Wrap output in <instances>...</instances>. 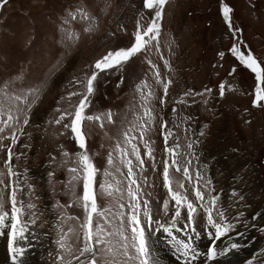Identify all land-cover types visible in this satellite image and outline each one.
<instances>
[{"label":"rangeland","instance_id":"374dc122","mask_svg":"<svg viewBox=\"0 0 264 264\" xmlns=\"http://www.w3.org/2000/svg\"><path fill=\"white\" fill-rule=\"evenodd\" d=\"M224 3L232 9L233 28L240 29L235 35L221 13V0H167L157 41L122 66L98 71L93 82L86 114L110 111L112 115L111 123L105 115L102 121L85 120L82 125L86 150L97 169L93 181L96 205L103 212L93 214V231L99 224L104 232L112 233L106 239L113 245L127 242L130 255L135 253L127 219L131 211L129 187L138 193L141 227L149 250V237L160 238L163 225L192 241L210 235L208 247L216 253L210 264H229L230 256L234 264H264V101L252 104L254 74L230 51L236 43L244 52L251 50L264 64V0ZM77 9L95 19L83 20ZM154 11L155 6L144 7V0H7L0 7V90H6L9 96L26 97L21 103L0 94L2 110L7 113L11 108L13 116L7 126L2 123L7 115L0 116V128L4 129L0 132V211L8 213L0 223V264H33L34 258L43 260V264H88L91 254L81 255L80 251L85 244L81 226L86 214L80 199L83 180H73L75 174L69 171L75 167L82 177L76 156L82 150L71 129L64 127L68 118L55 121L62 111L73 110L70 105L81 98L68 97L69 92L83 91L74 78L91 75L95 60L109 50L129 47L137 22L146 27ZM69 13H75V19ZM89 25L92 30L85 32ZM61 29L71 30L79 38L69 41ZM141 81L147 86L137 91ZM148 92L151 96L145 104L142 94ZM145 107L151 118L145 115ZM117 144L129 153L136 184L130 185L128 166L122 162ZM133 144L142 166L131 154ZM149 149L151 153L146 155ZM109 152L112 165L108 164ZM5 160L11 165V176ZM165 161L171 187L187 196L197 209L192 224L188 223L186 206L173 221L177 205L163 184ZM105 170L110 175H105ZM101 183L112 187L106 191L100 188ZM194 190L201 192L203 200L196 198ZM13 192L24 229L13 239V246L23 249L15 259L7 242ZM212 197H216L214 221L231 225L219 237L201 207L212 208ZM145 201L149 217L144 216ZM171 234V238L176 237ZM159 240L178 264L186 260L188 264H206L210 260L201 256V246L196 248L193 242L195 253L189 250L186 258L171 250L173 242ZM58 241L65 247L61 248ZM95 247L99 264L113 259L102 246ZM115 259L118 264H139L123 256Z\"/></svg>","mask_w":264,"mask_h":264},{"label":"snow or ice","instance_id":"6c2138e0","mask_svg":"<svg viewBox=\"0 0 264 264\" xmlns=\"http://www.w3.org/2000/svg\"><path fill=\"white\" fill-rule=\"evenodd\" d=\"M7 3V0H0V7L4 6ZM167 3V0H144V7L147 8H153L155 6L154 16L151 19V21L147 24L146 27L141 26L139 21L137 22L136 30L133 33V40L129 47L126 48H119L115 51L109 50L107 53H105L100 58L96 59L94 64L92 65L93 71L91 72V75L85 74V76L81 79L74 78L75 83L83 89L82 92H69L68 97H74V96H80L79 102L77 104L70 105V108L73 110L71 111H62L60 113V118L55 121V123H60L61 120H63L65 117L68 118L69 123L64 124L65 128H70L71 133L74 136L75 143L78 145L79 149L82 151H79L76 153V156L79 160V166L83 170L82 177L78 171L77 168L73 167L70 168L69 171L74 173L72 179H81L83 180V195L80 197V199L83 201V208L84 212L86 214V219L84 223L82 224L83 229V235H84V247L80 250L81 255L84 253H90L91 259L88 260V264H99V262L96 259L97 254V248L95 246H102L107 254H110L113 259H110L106 262V264H118L115 257L116 256H123L127 257L128 259H134L139 262V264H158L157 261L152 259L150 255V250L148 249L144 230L141 227V220L139 216V205L137 203L138 199V193L137 191H133L131 187L128 189V194L131 199V203L129 205V208L131 211L127 213V219L128 224L131 227V233H132V240H131V248L134 250L135 255H130L129 253V245L127 242L123 244H117L113 245L111 241L106 239V237L111 236L112 233H106L103 231L101 226L99 224L95 225V232L93 231V222H92V216L93 214L97 215H103V212L100 211L97 208L96 205V196L93 190V181L95 174L97 172L96 167L93 165L91 161V157L89 156L87 150H86V137L82 130V125L85 120L89 121H102V117L106 115L107 121L109 123L112 122V115L109 111L106 114H96V115H87L85 112V109L89 107V99L90 95L94 91V81L97 79L98 71H104L107 69H111L114 66H122L124 62H127L130 58H132L135 54L139 53L142 50H145L146 48L150 47L152 45L153 41H157V38L159 36L160 32V19L162 18V10L164 5ZM221 13L224 17L225 22L228 24L229 29L233 32V35H235L236 32L240 31L239 28H233L231 24V18L230 13L232 9L224 3V0H221ZM77 12L80 13L81 18L85 21H88L89 19L94 20V17H89V14L85 12L83 9H77ZM69 16L72 19H75V13H69ZM64 23H68L67 20L64 21ZM91 26H87L84 28L85 32L91 31ZM61 31L65 32V38L69 41L73 39H78L79 35L76 34L74 36L73 32L71 30L67 29H61ZM244 48L247 46L244 45ZM157 50H159L157 48ZM231 53L235 56V58L244 65L252 74H254L255 79V87H254V99L252 100V104L254 106L258 105V102L264 101V64H262L259 59L252 53L251 50H248L247 52L242 51L241 47H238L236 43H233L232 47L230 48ZM219 55L223 56L224 53L221 52ZM168 66V62L165 61V67ZM235 69H233L234 71ZM157 78L159 79V74L157 73ZM146 87L144 81H141V84L137 85V91L141 90V86ZM167 83L164 84L165 92L167 91ZM220 95L223 96L224 94V84L223 82L220 85ZM29 92H35V89H29ZM206 91L211 92V89H206ZM0 94H2L6 100L10 101H20L21 103L24 102L26 97H21L17 95L9 96L6 90H0ZM151 96V92H148L146 94H142V99L144 100L145 104L147 103V98ZM163 98H161V103H163ZM28 107L30 108L31 105L29 104ZM3 106L0 105V116L7 115V119L3 120L2 123L7 126L10 121L13 120V116L11 114L12 109L9 108L7 113H5L2 110ZM145 115L151 118V112L145 107ZM24 123H28V119H24ZM103 124L101 123V127ZM4 129L0 128V132H3ZM126 138V142L130 143V138H128L127 133L124 134ZM141 139H143V136H141ZM12 142L15 143V136L12 137ZM117 152L120 153L122 157V162L128 166V179L131 184H136V180L133 178V170H132V161L130 159H127L129 153L122 149L119 144L116 145ZM151 153V149L146 155ZM131 154L136 157V159L139 161L140 165H143V160L140 159L139 151L136 147V145H132V152ZM63 155L67 156L68 153L65 152ZM9 160L11 158V149H9L8 152ZM173 156H175V153L173 152ZM9 160H5V165L8 167V175L11 176L12 169L11 165L9 163ZM176 160L173 159L172 164L176 165ZM108 164H113L112 159V153L109 152L108 155ZM169 164L167 161L164 162V169H163V184L166 189H168V194L172 198V200L175 201V204L177 205L175 209V216L173 217V221L177 217L180 216V209L183 206L187 207V219L188 223L192 224L195 221L194 213L197 211L196 207L194 206L193 202L187 198L185 195H181L179 191H174L171 187L172 179L169 175ZM177 171H179V167H177ZM185 176H187L188 168H184ZM51 175V173H49ZM105 175H110L107 170H105ZM31 187V186H30ZM112 185H105L104 183L100 184L101 189H110ZM179 187H183V184L181 183ZM118 190V189H117ZM195 196L198 200H203V196L201 192L194 190ZM110 194V193H108ZM11 200V231L9 232V250L10 253L13 255V258L15 259L17 256H19L23 249L16 248L13 246V239L14 237L21 236L23 234V227H20V221H19V215L21 213V209L16 207V200H15V193L13 192L10 196ZM212 208L206 207L205 205L201 204V207L204 208V211L206 213V219L207 223L212 226V228L215 229V234L217 237L224 234V232L228 231V229L231 227L230 224H221L214 221L212 217V210L216 205V197H212L211 199ZM165 208H167L168 200L166 199L164 201ZM3 205L0 204V208H2ZM29 207H33L32 205H29ZM144 216L149 217V210L147 207V201H145V207L143 209ZM8 213L4 211H0V223L4 222V217L7 216ZM221 219H223V216L221 215ZM163 227V230L167 233H169V236H171V232L169 230V227ZM174 226V223L173 225ZM195 232V230L193 229ZM119 235L122 237L124 241H127V236L124 235L123 231L119 232ZM95 236V240H93V237ZM64 239V237H61V241ZM172 241H175L174 247L177 252L181 253L184 257H188L189 250H191L193 253H195V250L192 248V245L190 242H185L184 240H177L176 237L172 236ZM61 248H64L65 245L63 243H60L58 241ZM235 247V245H233ZM216 253L215 250L211 247L208 248L207 257L208 259H213L215 257ZM58 259H62V257H57ZM76 257H73L75 259ZM193 258H195L193 256ZM80 264H83L81 261ZM185 264H188V261H185Z\"/></svg>","mask_w":264,"mask_h":264},{"label":"bare ground","instance_id":"6f19581e","mask_svg":"<svg viewBox=\"0 0 264 264\" xmlns=\"http://www.w3.org/2000/svg\"><path fill=\"white\" fill-rule=\"evenodd\" d=\"M170 200V199H169ZM199 211V210H198ZM214 214V213H213ZM198 215V214H197ZM201 216V215H200ZM206 217V216H205ZM199 218V217H198ZM4 229V228H3ZM211 229V228H210ZM213 229V228H212ZM212 231V230H211ZM163 232H165L164 230H162L161 232H160V235L165 239L164 241H165V243H169V241L170 242H173L171 245L173 246V248L171 247V250L172 251H175L176 253H178L179 255H182L181 253H179V252H177L176 251V249H175V247H174V244H175V241H172V238L169 236V234H164ZM170 232H172L173 233V235H175L176 236V239L177 240H184L185 242H187V241H191L190 243H192L193 242V245L195 246L196 245V248H197V245H199V246H201V248L199 249V251H200V253L201 252H204L203 254H201V256L202 257H204V258H206L207 260H208V257H207V253H206V250H207V247H208V245L209 244H211L210 242H211V240H212V237H210V235H208V236H206V234L203 236V237H199V239H198V242H197V240H196V242H195V240L194 241H192V240H190L189 238H187L186 236H184V235H182L179 231H176V230H170ZM226 234V233H225ZM160 236V238H161V240H163V238ZM170 238H169V237ZM209 237H210V240H208L209 239ZM160 238H158L157 239V237L156 236H151V237H149V240H148V245H149V247H150V254H151V257H152V259H154L155 261H157L158 262V264H178V263H176V262H174L171 258H170V253H169V250L170 249H168V248H166V247H164V245L160 242ZM16 239H18V238H16ZM20 239V238H19ZM1 241V240H0ZM20 241V240H19ZM208 241V242H207ZM21 242V241H20ZM45 242V241H44ZM21 243H23V242H21ZM196 243V244H195ZM208 243V244H207ZM170 244V243H169ZM206 244H207V246H206ZM2 247H4V246H2ZM29 248H30V246H29ZM206 248V249H205ZM27 250V249H26ZM197 250V249H196ZM203 250V251H202ZM26 252V251H25ZM37 252V251H36ZM11 254V253H10ZM28 254V253H27ZM28 256V255H27ZM161 256L163 257V258H161ZM183 256V255H182ZM10 258V257H9ZM8 258V259H9ZM31 258V257H30ZM184 258V257H183ZM176 260V259H175ZM178 260V259H177ZM206 260V261H207ZM3 261V260H2ZM34 263L32 262V260H31V262L30 263H33V264H43V260H39V259H36V258H34ZM210 261L211 260H208L207 262L210 264ZM221 262L223 261L222 259L220 260ZM228 261H229V264H234V263H236V261L235 260H233V257L232 256H230L229 258H228ZM227 261V262H228ZM241 260H238L237 262H240ZM195 262V261H194ZM217 262L218 261H215V262H213V263H211V264H217ZM24 263V262H23ZM208 263H206V264H208ZM219 263V262H218ZM17 264H22L21 262L20 263H17ZM25 264V263H24ZM26 264H29V263H26ZM181 264H183V263H181ZM192 264V263H191ZM250 264H254V263H250Z\"/></svg>","mask_w":264,"mask_h":264}]
</instances>
